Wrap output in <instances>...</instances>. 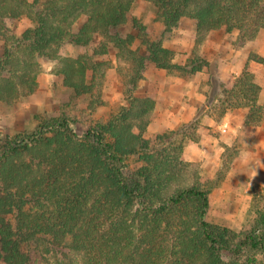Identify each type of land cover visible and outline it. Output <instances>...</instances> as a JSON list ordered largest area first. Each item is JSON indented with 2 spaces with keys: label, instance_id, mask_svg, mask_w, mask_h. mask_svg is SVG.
Segmentation results:
<instances>
[{
  "label": "trees",
  "instance_id": "1",
  "mask_svg": "<svg viewBox=\"0 0 264 264\" xmlns=\"http://www.w3.org/2000/svg\"><path fill=\"white\" fill-rule=\"evenodd\" d=\"M31 1L0 0V40L6 43L0 71L7 79L12 68L30 65L25 58L16 60L14 67L7 61L13 53L8 35L26 16L33 27L17 42L49 58L65 41L82 47L95 36L107 40L116 60L130 66L125 80L128 90L136 89L151 67L175 69L182 75L205 69L208 88L204 102L180 127L182 137L157 149L154 156L147 154L148 140L123 126L130 108H122V114L107 121L95 120L80 136L64 115L39 121L30 133L3 136L0 264H252L242 258L247 251L264 254V206H258L264 188L252 196L254 226L238 233L205 220L210 187L222 176L214 183L208 177L194 185L181 177L187 165L180 158L184 142L199 139L194 131L201 127L203 116L219 119L231 109L246 108V125L263 121L260 86L247 66L222 82L213 60L192 53L184 63H174V51L164 47L161 39L150 38L147 27L132 16L135 0ZM145 1L155 7L165 32L184 18L195 21L196 33L237 31L240 44L264 30V0ZM80 17L84 21L75 33L71 27ZM129 21L136 33L122 36ZM137 39L143 45L141 54L132 48ZM251 60L264 63V57L253 52L247 57ZM99 66L76 57L72 65L62 68L63 86L77 96L90 95ZM87 71L91 78L85 80ZM19 78L20 85L30 80L24 72ZM13 89L5 84L7 92ZM5 90L0 89V101L9 103L11 94ZM141 100L144 106L137 115L153 108V99ZM222 147V162H228L236 151L234 146ZM135 156L142 164L132 168ZM225 253L232 258L226 261Z\"/></svg>",
  "mask_w": 264,
  "mask_h": 264
},
{
  "label": "rangeland",
  "instance_id": "2",
  "mask_svg": "<svg viewBox=\"0 0 264 264\" xmlns=\"http://www.w3.org/2000/svg\"><path fill=\"white\" fill-rule=\"evenodd\" d=\"M27 1L32 2L31 0ZM131 14L147 27L150 38L161 39L164 47L174 51L173 62L177 64L184 63L187 57L193 53V55L215 61L216 65L219 58L222 57L226 67V62H229L231 66L241 68L242 61L245 63L240 55L244 49L242 46H245V50L247 48L249 53L264 55V30H260L251 42L247 43L246 41L240 44L237 31L196 33L195 21L188 18H184L178 27L165 32L155 7L145 0H135ZM83 21L84 17L76 20L71 31L76 33ZM32 27L31 20L23 16L8 35V45L13 51L11 59L7 60L8 64L14 67L19 60L25 58L30 65L27 66V69L25 67L12 68L11 79H7L4 72L0 71V89L4 91L7 83L14 86L13 93L5 90L11 94L9 103L0 101V139L5 135L11 137L16 134L30 133L39 121L60 115H64L72 121L73 131L80 136L95 120L107 121L115 114H122V108H130L129 116L127 120L123 121V126L128 125L131 132L148 140L147 154L154 156L157 149L167 148L173 140H179L182 137V128L180 130V127L188 122L187 120L182 121V119L194 112V106L192 107L190 104L194 89L197 88L204 93L208 88L205 69L194 74L182 75L175 69L151 67L138 80L137 88L128 90L125 80H127L130 66L125 60L121 59L120 62L116 60L115 49L107 40L95 36L89 44L82 47L65 41L57 47L56 50L59 52L49 58L32 50L29 45L17 42L18 39L21 40L22 33ZM135 33L131 21L124 25L121 32L122 36ZM5 44V41L0 40V57L4 52ZM132 48L137 49L140 54L144 52L143 45L138 39L133 41ZM103 52L105 54H101ZM76 57L84 59L86 63L92 61L102 64V66L95 67L96 78L90 89L92 93L85 97L75 95L62 83V68L72 65ZM1 62L7 64L5 61ZM260 66L264 69V65ZM21 72H24V77L25 75L30 77V80L22 85L17 81L20 79ZM85 75V80L91 78L90 71H87ZM260 78H264V73ZM167 79H173L172 85L166 81ZM27 91L29 92L26 93ZM142 98L153 99V108L147 114L137 115V110L144 106ZM157 103L162 108L167 106L166 110L160 107L156 109ZM162 120L167 122L165 127L159 126V121ZM204 128L205 126L202 124L194 131V134H199L197 141L186 139L184 142L180 158L187 165L183 168L181 177L183 179L187 177L186 182L194 185L201 184L208 177L210 182L214 183L218 176H222L220 180L218 178L216 184L210 187L205 220L238 233L248 231L255 223L254 208L251 206L252 196L264 186L248 187L244 176L232 171L233 159L239 152L236 142L230 145L234 146L236 155L230 161L223 160L222 162V144L224 143L217 139L216 132L212 129L209 130V134L212 136H209L207 140H202ZM175 130H178L176 134L171 133ZM201 144L209 147L204 154L209 152L212 155V149L222 147L216 164L206 161L205 157L201 158L196 155L197 147H202ZM213 153L215 154V152ZM194 156H197L196 160L193 159ZM141 164L142 162L138 160L137 156L132 158V168H137ZM218 170H221L220 174H216ZM259 195L262 196L258 205L260 208L264 206V194L259 193ZM34 252L37 254V259L41 260L40 251L35 250ZM258 255L260 259L256 258ZM258 255H255L254 251H247L242 258L252 264L253 262L264 264V254L258 253ZM223 256L226 261L232 258L226 253Z\"/></svg>",
  "mask_w": 264,
  "mask_h": 264
},
{
  "label": "crops",
  "instance_id": "3",
  "mask_svg": "<svg viewBox=\"0 0 264 264\" xmlns=\"http://www.w3.org/2000/svg\"><path fill=\"white\" fill-rule=\"evenodd\" d=\"M252 40H248L247 43ZM246 46H248V44H246ZM214 48L216 47L214 46ZM242 48L244 49L240 55L242 60H245V63L242 61L243 64L241 65V68H237L233 65L231 66L229 62H226V67L225 61H223L224 58L221 57L217 62L218 77L222 82H227L234 75H237L246 65L247 69L253 73L255 82L260 86L258 103L264 107V78H260L264 73V69L260 65H264V63H258L252 60L251 62L247 61L249 50L247 48L245 50V46H242ZM262 57H264V55ZM172 80L173 79H167L166 81H169L171 84ZM204 100V93L197 88L194 89L192 100L190 102L192 107L194 106V112ZM156 106V109H159L160 104L157 103ZM160 108L166 110L167 106ZM246 111V108H234L226 112L219 119H214L207 115L203 116L202 124L205 128L204 131H202V140H207L209 136H212L209 134V130L212 129L216 132L217 139L222 141V143L230 146L236 142L239 146V152L233 159L231 167L232 171L240 176H244L248 187L257 185L264 186V119L259 125H246L244 123ZM194 112L192 115L189 114L188 117L182 119V121H189L193 117ZM166 125L167 122L165 120L159 121V126L165 127ZM201 145L202 147H197L198 151L196 152V155L201 158L205 157L206 161L216 164L221 154L222 147H218L215 150L212 149L211 155L209 152L204 154L206 150L208 151L209 147H205L203 144ZM213 152H215V154ZM196 157L197 156H194L193 159L196 160Z\"/></svg>",
  "mask_w": 264,
  "mask_h": 264
},
{
  "label": "clouds",
  "instance_id": "4",
  "mask_svg": "<svg viewBox=\"0 0 264 264\" xmlns=\"http://www.w3.org/2000/svg\"><path fill=\"white\" fill-rule=\"evenodd\" d=\"M256 258H257V259H260V256L258 255Z\"/></svg>",
  "mask_w": 264,
  "mask_h": 264
}]
</instances>
